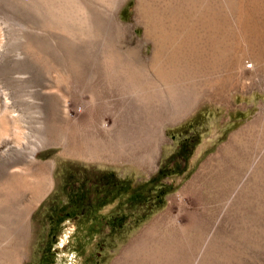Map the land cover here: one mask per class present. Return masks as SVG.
I'll use <instances>...</instances> for the list:
<instances>
[{
  "label": "rangeland",
  "instance_id": "374dc122",
  "mask_svg": "<svg viewBox=\"0 0 264 264\" xmlns=\"http://www.w3.org/2000/svg\"><path fill=\"white\" fill-rule=\"evenodd\" d=\"M241 15L263 26L264 0H0V264H112L167 210L196 217L183 264H264V139L200 201L188 187L264 115V62ZM208 37L241 61L223 103L193 85L186 51ZM79 140L90 153L71 151ZM36 173L52 184L23 224L9 190Z\"/></svg>",
  "mask_w": 264,
  "mask_h": 264
},
{
  "label": "bare ground",
  "instance_id": "6f19581e",
  "mask_svg": "<svg viewBox=\"0 0 264 264\" xmlns=\"http://www.w3.org/2000/svg\"><path fill=\"white\" fill-rule=\"evenodd\" d=\"M75 6H77V5H75ZM59 9H61V8H59ZM85 11H86V9H85ZM68 12H69V10H68ZM72 12H74V11H72ZM86 13L87 12H85V14ZM242 15L240 16L241 19L239 20V22L241 23V26H242L241 30L239 31V37L240 38L242 37L243 41L246 40L245 42L248 43V45L250 46V51H251L252 56L255 59L263 60V62H264V24H263V26H260L258 24L259 22L257 23V21L252 20V18H250V20L245 19V18L243 19ZM61 16H63V15H61ZM77 16H79V15H77ZM196 17H198V16H196ZM215 18H217V17H215ZM96 19H97V17H96ZM207 19H204V20H207ZM207 21H209V19ZM183 23H185V21ZM183 23H182V26H183ZM203 23H204V21L202 20V24L200 26H202V28H205V27H203V25L207 24L208 22L206 23V21H205V24H203ZM209 24H211V23L209 22ZM205 26L208 27L207 25H205ZM210 26H212V25H210ZM221 30L222 29H220V31ZM206 33H207V31H206ZM211 33H213V32L211 31ZM174 34H172V35H174ZM206 35L210 36V33H207ZM183 36H185V38H187L186 34ZM183 36H182V38H183ZM234 36H237V35H234ZM210 37H212V39H213V36H210ZM210 37L206 38V40H205V41H207L206 44H205V42H202V43H204L203 46L201 44L200 45L196 44L192 47L187 46L189 49L185 48L186 46L181 47V48H185V49L189 50V52L186 51V54L188 53L187 56H189V54H190L194 58V60H193V58L190 56L188 59L192 58L194 63H193V65L190 64V66L192 65L193 71H195L196 73L199 74L198 79L195 78L196 81L195 80L193 81V83H194L193 85L196 86V88H197V90H196L197 97L207 99V100L208 99L211 100V98H213V99H217V101H221L223 103L225 101V95H226L225 92L230 87L233 88V86H240V83H241L240 77L241 76L239 75L237 69H238L239 65H241V63H240L241 61L236 56H234L232 58L228 57V55L231 54V49L229 51V49L227 47L225 48L224 47L225 45L224 44L222 45V42L220 45H222L223 47L220 49L219 48L220 45L218 46V44H217L218 41L217 42L214 40L211 41ZM185 38H183V39L185 40ZM220 38L219 39L222 41V36ZM226 38H227V36H226ZM233 38L235 40H237L235 37H233ZM189 39H190V37H189ZM189 39H188V41H189ZM214 39H216V37ZM184 40H182L183 45L185 44ZM217 40H218V37H217ZM195 41H196V39H195ZM237 41H240V39H238ZM227 42H229V41H227ZM227 42H224V43H227ZM233 42H234V40H233ZM179 43H181V41ZM179 43H178V45L182 46V44L180 45ZM199 43H201V40L199 41ZM175 44H177V43H175ZM228 45H229V43L226 44V46H228ZM230 45H231V43H230ZM173 46H175V45H173ZM177 47H176V51L174 50V48L172 49L174 51V53H177V50H178ZM230 47L231 46H229V48ZM178 48H180V47H178ZM162 50H164V49H162ZM181 50L183 52V49H181ZM173 51H171V53H170L171 55L173 54ZM184 52H185V50H184ZM179 54H181V52ZM179 54H177V56ZM186 54L183 53L184 56ZM181 56H182V54H181ZM181 56L179 55L180 58H181ZM184 56H182V57H184ZM171 57L172 56H170V58ZM176 59H177V57H176ZM178 60H180V59L178 58ZM260 60H259V62H260ZM186 61H188L187 58H186ZM190 61L191 60H189V62ZM181 62H185V61H181ZM186 63L188 64V62H186ZM191 63H192V61H191ZM187 64H185V65H187ZM186 70H187V67H186ZM238 70H240V69H238ZM157 72L160 73V70ZM167 72L165 73L166 76L172 74L171 72H168L170 74H168ZM175 73H176V71L173 73V75ZM180 73H182V72H180ZM183 73H185V71ZM176 74L177 75H175L173 78L178 77V73H176ZM191 74H192V71H191ZM171 80H172V78H171ZM189 82L191 83L190 79H189ZM189 82H187V83L190 85ZM216 94L218 96L217 98H215ZM174 97H175V95H174ZM188 104H190V102ZM191 104H192V101H191ZM188 107H189V105H188ZM96 115H97L96 113H95V115L91 114V116L87 120V122H90V121L92 122L93 119L96 117ZM174 115H176V114H174ZM263 139H264V115H262V116L260 115V117L254 119L252 122L245 125L244 128H242L241 130H238V132L231 135L228 142L225 145H223L222 147H220L217 150L216 154L211 156L201 166V168H200L201 171H199V173L188 184V187L190 188L189 191L191 193V196H193V199L195 200L194 202H198L201 199H203L202 193H203V185L204 184L206 185L207 182H208V185H209V183L212 184L215 182H219V184H221L224 179L226 180V178H229L230 176H232L234 174V172H236L237 167L240 166L238 164L241 163L242 159L245 157L247 159V156H249L250 153L254 154V151L257 148H259V146L261 145L260 142ZM91 150L92 149H91L90 145H88V143H86V140H79L78 142H76V144H74L72 146L71 151L73 153L79 155V156H82V154L90 153ZM257 150H259V149H257ZM31 153H32V151H31ZM253 154H252V156H253ZM29 157H31V156H29ZM243 162H244V160H243ZM257 163L259 164V162H257ZM246 164H247V162H246ZM37 170H39V169H37ZM34 175L29 174V176H25L26 178L22 177L21 180L18 179L19 181L16 182L17 185H15L13 187L11 185L12 189L9 190V191H11V194L9 193L11 195L10 199L12 197L14 200L13 205H15L16 207H20V208L22 207V209L24 211V212H21V213H23L21 216L22 217L21 223H23V224L25 223V218L28 215L27 212L29 211V209L32 206H34V204L40 199V197L46 191L48 192V190H49L48 188H50V185L52 184L48 175H46L44 178L39 177L40 173L39 174L36 173V175H38V176H34ZM25 179H26V182H23V181H25ZM14 183H15V181H14ZM42 184H43V186H42ZM27 192L30 195H29V197L26 201V204H25V202H22V198H26L25 193H27ZM22 203H24V204L21 205ZM192 214L193 213H187L186 212L185 215H186V218L188 221L185 224H181L178 221L177 217L173 216L170 213V210H167L165 214H163L162 216H160L159 218L154 220L149 226L145 227L142 230V232L136 238H134L131 241V243L128 245V247L121 253V255L112 264H183L185 252L187 250H190V252L192 251L191 246L193 244V235L191 233V230L195 228V223H196V221H195L196 217ZM19 258H20V256H19ZM185 261H186V258H185ZM196 262L197 261H195L194 264H196Z\"/></svg>",
  "mask_w": 264,
  "mask_h": 264
}]
</instances>
